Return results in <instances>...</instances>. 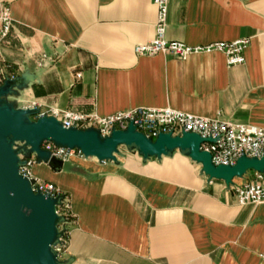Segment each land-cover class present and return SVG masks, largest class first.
Here are the masks:
<instances>
[{"label":"crops","instance_id":"obj_1","mask_svg":"<svg viewBox=\"0 0 264 264\" xmlns=\"http://www.w3.org/2000/svg\"><path fill=\"white\" fill-rule=\"evenodd\" d=\"M13 19L0 45L14 110L107 115L138 106L264 127V0H168L166 38L189 45L247 38L241 64L223 53L137 55L154 37L153 0H0ZM44 55V57H43ZM32 117V116H31ZM31 175L68 196L73 219L58 264H264V203L237 201L178 148L160 156L117 147Z\"/></svg>","mask_w":264,"mask_h":264},{"label":"water","instance_id":"obj_2","mask_svg":"<svg viewBox=\"0 0 264 264\" xmlns=\"http://www.w3.org/2000/svg\"><path fill=\"white\" fill-rule=\"evenodd\" d=\"M11 83L12 79L7 78L0 85V264H58L53 246L62 233L57 228L62 218L55 212L61 196L53 198L34 192L32 180L18 171L23 163L19 154L29 156L34 153L38 162H48L66 171L75 167L70 161L50 157L48 151L40 148L43 141L79 148L85 157L100 161L113 159L121 145L135 147L145 157L160 156L178 148L200 163L206 175L226 184L242 177L248 170L264 171V156H241L234 165H213L210 153L200 149L203 141L211 139L192 132L175 136L160 133L152 140L129 124L125 130H113L102 137L94 128H65L54 116L32 119L38 108L14 110L1 99ZM14 142L20 144L14 148Z\"/></svg>","mask_w":264,"mask_h":264},{"label":"built area","instance_id":"obj_3","mask_svg":"<svg viewBox=\"0 0 264 264\" xmlns=\"http://www.w3.org/2000/svg\"><path fill=\"white\" fill-rule=\"evenodd\" d=\"M156 7L154 23V37L146 42L137 43L133 51L137 55L154 56L168 54L184 59L192 54L218 51L224 54L228 65L241 64L244 61L243 52L248 45L247 38H240L230 42L216 41L205 44L189 45L182 41L166 38L168 0H153ZM13 26V19L9 7L0 2V45L8 41ZM44 57V55H43ZM7 65L0 57V85L10 78ZM30 108H38L33 102ZM54 116L65 128L76 129L94 128L102 137L108 136L113 130H125L129 124L136 131L143 133L147 138L154 140L160 133H171L172 136L182 132H192L211 141H203L200 149L211 155V163L217 165H234L241 156L261 158L264 156V127L234 123L218 118H208L169 106L149 107L138 106L129 110L118 111L107 115L88 114L77 110L58 109L50 107L47 110L38 108V112L31 118ZM40 148L49 152L50 157L61 161H71L73 158H84L79 148L56 145L52 141H43ZM19 154L23 163L19 165V173L32 180L31 188L34 192L48 194L53 198L60 197L55 205V212L62 220L57 224L61 235L53 246L57 256L66 246L67 224L73 219L68 196L55 184L39 180L31 175V167L37 161L36 156ZM247 172V171H246ZM251 179L241 185L234 186L237 201L245 203H264V171L252 170ZM246 174V173H245ZM233 182V180H232ZM231 182V183H232Z\"/></svg>","mask_w":264,"mask_h":264},{"label":"rangeland","instance_id":"obj_4","mask_svg":"<svg viewBox=\"0 0 264 264\" xmlns=\"http://www.w3.org/2000/svg\"><path fill=\"white\" fill-rule=\"evenodd\" d=\"M19 144H20L19 142H14L13 143L14 148H16ZM119 148H125L126 150H129V151L130 150H137L135 147H128V146H125V145H121V146H119ZM32 156H35V154H33ZM248 171H252V170H248Z\"/></svg>","mask_w":264,"mask_h":264}]
</instances>
